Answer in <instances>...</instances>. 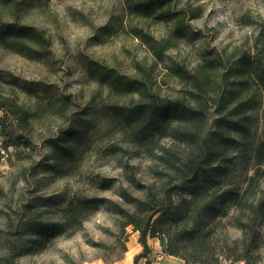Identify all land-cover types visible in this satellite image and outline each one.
Here are the masks:
<instances>
[{
    "label": "trees",
    "instance_id": "trees-1",
    "mask_svg": "<svg viewBox=\"0 0 264 264\" xmlns=\"http://www.w3.org/2000/svg\"><path fill=\"white\" fill-rule=\"evenodd\" d=\"M49 1L0 0V7L42 9ZM122 10L143 22L170 19L164 39L143 25L129 28L154 64L179 43L199 39L185 19L200 17V6L173 11L170 0H124ZM0 45L31 61L50 55L48 38L30 25H6ZM85 68L88 81L107 90L81 108L69 94L44 102L30 89L36 96L33 110L13 95H0L6 117L0 119V135L7 121L29 134L32 121H41L47 112L67 123L47 139L48 162L18 168L9 191L13 204L5 203L0 214V264H18L20 257L45 251L56 238L72 236L101 206L116 214L121 231L131 226L138 234L142 251L133 264L149 253L148 239L160 240L162 253L184 264H219V256L264 263V22L246 49L205 50L192 69L170 59L161 81H175L174 95L160 93L152 65L136 62V75H122L93 60ZM29 138L20 134L15 141L28 149ZM90 153L119 169L126 184L117 190L121 203L96 195L116 182L100 174L88 181L90 192L27 199L17 193L30 178L58 166L77 177ZM16 158L23 157L18 153ZM15 181L21 182L19 188ZM229 229L239 236L231 237Z\"/></svg>",
    "mask_w": 264,
    "mask_h": 264
},
{
    "label": "rangeland",
    "instance_id": "rangeland-1",
    "mask_svg": "<svg viewBox=\"0 0 264 264\" xmlns=\"http://www.w3.org/2000/svg\"><path fill=\"white\" fill-rule=\"evenodd\" d=\"M124 0H50L42 9L28 8L12 11L0 7V30L8 24L34 26L44 32L49 40L48 59L31 61L0 45V95H13L18 103L29 110L36 107L35 93L46 102L59 94L75 98L80 108L94 94L105 96L97 84L86 78L85 64L89 60L116 70L122 75H136L134 64L152 65V76L161 94L174 95L179 86L172 79H163V67L170 59L192 69L199 55L205 50L229 52L234 47L248 48L264 22V0H170L173 11L200 6V17L186 16L188 29L198 34L196 41H183L165 54L162 62L155 63L141 42L129 32L131 26L143 25L156 39H164L171 28L170 19L152 23L132 19L123 13ZM151 68V67H150ZM45 89L42 92L41 89ZM0 109V119H5ZM5 135H0V186L4 197L0 198V214L4 204L12 205L14 199L10 187L20 166L35 165L51 159L47 139L58 134L59 127L67 123L52 113H45L41 121H32V131L27 134L5 122ZM30 137L31 145L23 149L15 137ZM12 142H18L17 145ZM22 155L17 159L16 154ZM91 153L80 167L77 177L69 176L64 168L56 167L45 174L30 178L21 190L25 199L32 195L61 198L76 190L89 191L88 181L95 175L115 178L113 187L96 193L112 202L121 203L119 186L126 187L119 169L107 160L95 159ZM136 162V161H135ZM145 162L139 166L144 167ZM17 182L16 188L21 186ZM132 194L137 195L132 188ZM90 192V191H89ZM0 226L2 219L0 217ZM229 228V227H228ZM132 227L124 231L118 228L116 214L106 207H99L70 237L56 238L48 249L35 255L20 257L18 264H121L126 251L132 245ZM231 237L239 232L229 229ZM138 242V234L136 236ZM124 248V249H123ZM2 245L0 242V251ZM264 264V263H261Z\"/></svg>",
    "mask_w": 264,
    "mask_h": 264
},
{
    "label": "crops",
    "instance_id": "crops-1",
    "mask_svg": "<svg viewBox=\"0 0 264 264\" xmlns=\"http://www.w3.org/2000/svg\"><path fill=\"white\" fill-rule=\"evenodd\" d=\"M137 233H133L130 237V243L132 245L126 251V254L121 262V264H133V259L136 255L141 253L142 248L139 243L136 241ZM149 253L145 258H140L137 261V264H184L182 260L163 254L161 260L156 259V254L162 252L163 243L158 239H148L147 240Z\"/></svg>",
    "mask_w": 264,
    "mask_h": 264
},
{
    "label": "built area",
    "instance_id": "built-area-1",
    "mask_svg": "<svg viewBox=\"0 0 264 264\" xmlns=\"http://www.w3.org/2000/svg\"><path fill=\"white\" fill-rule=\"evenodd\" d=\"M162 257H163V253L162 252L156 254V259L157 260H161ZM218 263L219 264H250V263H247L244 260H235V259L228 258V257H225V256H219L218 257Z\"/></svg>",
    "mask_w": 264,
    "mask_h": 264
}]
</instances>
